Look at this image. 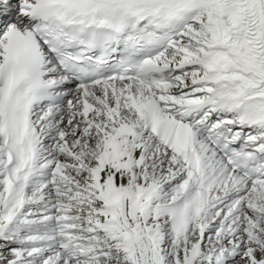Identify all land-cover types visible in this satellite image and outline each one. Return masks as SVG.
<instances>
[{"label": "snow or ice", "instance_id": "1", "mask_svg": "<svg viewBox=\"0 0 264 264\" xmlns=\"http://www.w3.org/2000/svg\"><path fill=\"white\" fill-rule=\"evenodd\" d=\"M0 264H264V0H0Z\"/></svg>", "mask_w": 264, "mask_h": 264}]
</instances>
